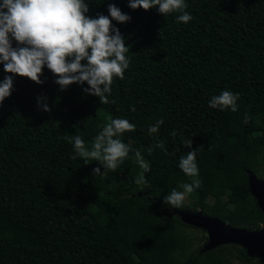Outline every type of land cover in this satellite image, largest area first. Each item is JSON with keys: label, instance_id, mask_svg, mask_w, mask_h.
I'll use <instances>...</instances> for the list:
<instances>
[{"label": "trees", "instance_id": "1", "mask_svg": "<svg viewBox=\"0 0 264 264\" xmlns=\"http://www.w3.org/2000/svg\"><path fill=\"white\" fill-rule=\"evenodd\" d=\"M85 2L93 18L109 16L110 3L131 17L112 21L126 38L130 66L113 78L115 103L102 104L83 92L86 82L60 91L46 66L37 84L0 63V82L14 77L0 104V264H264L237 244L204 250L207 231L177 214L198 211L195 204H164L191 182L179 160L192 138L203 187L190 198L232 226H264L249 183L251 174L264 178V0H186L188 23L177 22L179 13L133 10L129 0ZM222 91L239 94L237 112L209 107ZM115 118L136 126L121 136L131 151L116 170L93 175L103 167L72 159L68 138L79 134L91 147ZM159 119L164 150L148 133ZM137 151L150 168L147 185L134 183L143 171ZM186 228L201 229L205 243L190 251L198 236Z\"/></svg>", "mask_w": 264, "mask_h": 264}, {"label": "clouds", "instance_id": "2", "mask_svg": "<svg viewBox=\"0 0 264 264\" xmlns=\"http://www.w3.org/2000/svg\"><path fill=\"white\" fill-rule=\"evenodd\" d=\"M128 6L133 10L156 8L163 15L179 13L176 17L178 23H188L193 19L186 11V0H129ZM88 12L89 6L85 0H2L0 63L3 64L4 71L43 84L40 77L46 66L57 77L55 83L59 85L60 91L67 90L72 84L82 86L86 82L89 86L83 88L86 95L98 97L102 104L115 103L114 100H109L113 78H124L131 59L126 56L129 52V47L125 46L126 38L112 21L125 23L131 17L114 3L108 5L111 19L103 14H97L93 18L87 15ZM13 86L14 77L6 75L0 82V104L6 97H10ZM239 99V94L222 91L211 97L209 107L230 109L235 113L239 108ZM44 101V97H38V106L43 111L50 112L51 108ZM249 120V115L245 113L243 122L247 124ZM163 124L164 120L159 119L148 128L149 135L156 141L154 147L161 150L165 149V143L158 134ZM135 127L127 119H112L103 126L91 147L87 146L81 135H73L68 138L74 151L71 158H80L84 164L99 162L104 171L101 172V168L96 167L93 175H105L108 170L114 171L124 163L131 151L121 136L133 131ZM171 135L175 138L177 133L172 132ZM182 145L190 150L180 157L179 167L191 178V182L179 186L183 191L172 189L164 197V204L170 208L182 207L185 194L203 187L197 163L199 148L192 149V138L183 141ZM153 150L149 148V153ZM136 156H140L139 151ZM141 168L143 171L134 183L147 185L145 172L150 171V168L143 161Z\"/></svg>", "mask_w": 264, "mask_h": 264}, {"label": "water", "instance_id": "3", "mask_svg": "<svg viewBox=\"0 0 264 264\" xmlns=\"http://www.w3.org/2000/svg\"><path fill=\"white\" fill-rule=\"evenodd\" d=\"M249 183L251 193L256 197L264 213V178H258L255 174H251ZM177 214L184 223L207 231L208 241L204 245V250L223 244H237L245 248L249 256L264 263V226L254 231L232 226L218 217L204 214L202 210H178Z\"/></svg>", "mask_w": 264, "mask_h": 264}, {"label": "rangeland", "instance_id": "4", "mask_svg": "<svg viewBox=\"0 0 264 264\" xmlns=\"http://www.w3.org/2000/svg\"><path fill=\"white\" fill-rule=\"evenodd\" d=\"M235 157H238L237 154H235ZM136 159L138 161H141V159L139 157L136 156ZM185 202L187 203H193L195 204V207L197 210H200L201 209V201L200 200H196V201H193L189 194H185ZM186 231L189 233V234H195L198 236L197 240L195 241L194 245L191 247L190 251L194 250L195 248H197L199 245H203L205 243V239L202 238L204 236V233L201 229H195V228H186ZM208 235V234H207ZM234 264H242L240 262H238L237 260H235Z\"/></svg>", "mask_w": 264, "mask_h": 264}]
</instances>
